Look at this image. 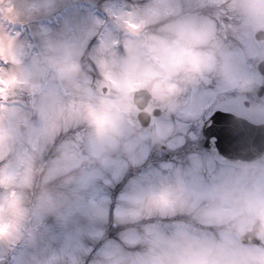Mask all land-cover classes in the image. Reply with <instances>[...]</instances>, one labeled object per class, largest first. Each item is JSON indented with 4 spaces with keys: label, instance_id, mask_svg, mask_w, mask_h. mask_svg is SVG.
Instances as JSON below:
<instances>
[{
    "label": "rangeland",
    "instance_id": "rangeland-1",
    "mask_svg": "<svg viewBox=\"0 0 264 264\" xmlns=\"http://www.w3.org/2000/svg\"><path fill=\"white\" fill-rule=\"evenodd\" d=\"M259 29L264 0H0V264H264V161L157 160L254 95ZM169 44L197 70L165 78ZM138 88L162 110L144 128ZM109 213L136 225L105 236Z\"/></svg>",
    "mask_w": 264,
    "mask_h": 264
},
{
    "label": "water",
    "instance_id": "water-1",
    "mask_svg": "<svg viewBox=\"0 0 264 264\" xmlns=\"http://www.w3.org/2000/svg\"><path fill=\"white\" fill-rule=\"evenodd\" d=\"M254 37L257 40H263L264 31H257ZM256 68L260 74L264 75V60L260 61ZM262 88L260 86L257 89V94H260ZM150 97L151 94L148 90L139 89L134 92L132 101L141 110L146 106ZM153 114L157 115L158 110H154ZM149 117V114L145 111H141L137 115V119L142 126L149 123ZM212 133L219 136V139H216L215 142L217 152L227 159L251 161L264 151V124H254L231 113L219 112V114L212 117L211 127L208 126L202 130L204 145H207ZM259 226L260 222L256 221L249 233L243 235V240H247L249 237L251 243H258L259 240L255 239L254 232Z\"/></svg>",
    "mask_w": 264,
    "mask_h": 264
},
{
    "label": "clouds",
    "instance_id": "clouds-1",
    "mask_svg": "<svg viewBox=\"0 0 264 264\" xmlns=\"http://www.w3.org/2000/svg\"><path fill=\"white\" fill-rule=\"evenodd\" d=\"M171 50L170 55L168 56V63L164 65L163 71L165 73V78L168 74L177 72V71H185L192 72L196 71V56L197 54L194 51H190L187 49L183 50H174L172 45L169 44L166 46ZM186 61L188 63L186 64ZM169 87H174V84H169Z\"/></svg>",
    "mask_w": 264,
    "mask_h": 264
},
{
    "label": "flooded vegetation",
    "instance_id": "flooded-vegetation-1",
    "mask_svg": "<svg viewBox=\"0 0 264 264\" xmlns=\"http://www.w3.org/2000/svg\"><path fill=\"white\" fill-rule=\"evenodd\" d=\"M154 107H149V109H148V111L149 110H151V109H153ZM235 114H237V115H240L239 113H235ZM208 117V116H207ZM205 118V120L202 122V124L204 125V124H209V121L208 120H206V119H208V118ZM257 118H258V120L260 121V122H264V92L262 93V95H261V97L259 98V102H258V105H257ZM209 145H210V149H212V147H213V140L212 139H210V143H209ZM163 148V147H162ZM248 229V228H247Z\"/></svg>",
    "mask_w": 264,
    "mask_h": 264
},
{
    "label": "snow or ice",
    "instance_id": "snow-or-ice-1",
    "mask_svg": "<svg viewBox=\"0 0 264 264\" xmlns=\"http://www.w3.org/2000/svg\"><path fill=\"white\" fill-rule=\"evenodd\" d=\"M220 110H217L216 112H214L212 114V117L216 116L217 114H219ZM212 117H210L209 119H212ZM209 127H211V124L208 125ZM213 137H215L217 140L219 139V136L216 133H212L211 134Z\"/></svg>",
    "mask_w": 264,
    "mask_h": 264
},
{
    "label": "trees",
    "instance_id": "trees-1",
    "mask_svg": "<svg viewBox=\"0 0 264 264\" xmlns=\"http://www.w3.org/2000/svg\"><path fill=\"white\" fill-rule=\"evenodd\" d=\"M108 225H111V220L109 221ZM122 228V226H118V230H120Z\"/></svg>",
    "mask_w": 264,
    "mask_h": 264
}]
</instances>
